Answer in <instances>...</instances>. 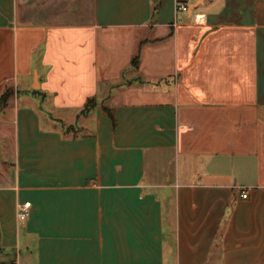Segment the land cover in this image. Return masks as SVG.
Instances as JSON below:
<instances>
[{
  "label": "crops",
  "instance_id": "0c3cea01",
  "mask_svg": "<svg viewBox=\"0 0 264 264\" xmlns=\"http://www.w3.org/2000/svg\"><path fill=\"white\" fill-rule=\"evenodd\" d=\"M0 264H264V0H0Z\"/></svg>",
  "mask_w": 264,
  "mask_h": 264
},
{
  "label": "built area",
  "instance_id": "2783aa9c",
  "mask_svg": "<svg viewBox=\"0 0 264 264\" xmlns=\"http://www.w3.org/2000/svg\"><path fill=\"white\" fill-rule=\"evenodd\" d=\"M177 9H187L188 4L184 1H177L176 4ZM242 196L247 197L248 191L242 190ZM32 202L31 200H25L18 203V216L20 219H26L28 215L30 214Z\"/></svg>",
  "mask_w": 264,
  "mask_h": 264
},
{
  "label": "trees",
  "instance_id": "16d2710c",
  "mask_svg": "<svg viewBox=\"0 0 264 264\" xmlns=\"http://www.w3.org/2000/svg\"><path fill=\"white\" fill-rule=\"evenodd\" d=\"M140 53H141V45H139L137 52L133 56L132 63L134 65H138L139 58H140ZM11 93H12V89L11 88H7L5 90V92L1 96V103H2V105H4L6 103V101L8 100V98H9V96H10ZM93 100H95V99L94 98L89 99L88 102H87V104H86V106L87 107H90V106L95 105V102H94V104L91 105V101H93Z\"/></svg>",
  "mask_w": 264,
  "mask_h": 264
},
{
  "label": "rangeland",
  "instance_id": "374dc122",
  "mask_svg": "<svg viewBox=\"0 0 264 264\" xmlns=\"http://www.w3.org/2000/svg\"><path fill=\"white\" fill-rule=\"evenodd\" d=\"M112 87H114V83H112ZM107 91L104 90V93H106ZM98 99V98H97ZM97 99L95 98V100L91 101V105L94 104V102L96 103L97 102ZM63 126L67 129H72V128H75L76 126H79L78 125V122H72V121H68V122H63Z\"/></svg>",
  "mask_w": 264,
  "mask_h": 264
}]
</instances>
